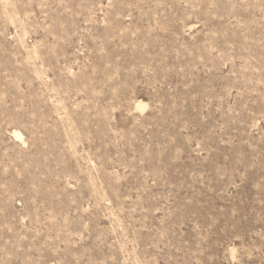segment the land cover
Masks as SVG:
<instances>
[{"label": "rangeland", "instance_id": "rangeland-1", "mask_svg": "<svg viewBox=\"0 0 264 264\" xmlns=\"http://www.w3.org/2000/svg\"><path fill=\"white\" fill-rule=\"evenodd\" d=\"M0 264H264V0H0Z\"/></svg>", "mask_w": 264, "mask_h": 264}]
</instances>
